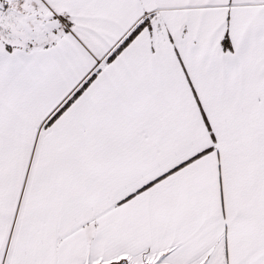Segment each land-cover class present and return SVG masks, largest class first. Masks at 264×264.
Segmentation results:
<instances>
[{
	"label": "snow or ice",
	"instance_id": "snow-or-ice-1",
	"mask_svg": "<svg viewBox=\"0 0 264 264\" xmlns=\"http://www.w3.org/2000/svg\"><path fill=\"white\" fill-rule=\"evenodd\" d=\"M0 264H264V0H0Z\"/></svg>",
	"mask_w": 264,
	"mask_h": 264
}]
</instances>
